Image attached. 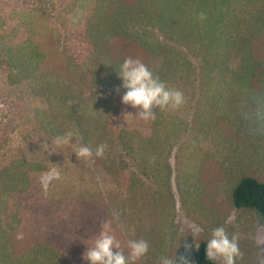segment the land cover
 <instances>
[{
    "label": "rangeland",
    "instance_id": "1",
    "mask_svg": "<svg viewBox=\"0 0 264 264\" xmlns=\"http://www.w3.org/2000/svg\"><path fill=\"white\" fill-rule=\"evenodd\" d=\"M180 1L0 0V264H90L84 253L110 219L126 256L127 240L148 242L137 264L175 255L196 264V243L218 225L240 233L236 264H264V220L233 202L243 178L264 182V135L242 118L264 95V39L253 46L251 37L256 26L264 33V13L253 11L245 45L234 27L207 35V14L184 19L177 40L167 20ZM228 3L214 14L231 19L241 7ZM128 57L187 103L148 122L134 117L118 75ZM21 109L39 134L14 127ZM69 130L93 153L107 144L104 156L92 164L71 146L40 152ZM53 168L60 178L44 191L40 178Z\"/></svg>",
    "mask_w": 264,
    "mask_h": 264
},
{
    "label": "clouds",
    "instance_id": "2",
    "mask_svg": "<svg viewBox=\"0 0 264 264\" xmlns=\"http://www.w3.org/2000/svg\"><path fill=\"white\" fill-rule=\"evenodd\" d=\"M207 18L205 12L198 14V19L203 21ZM264 39V35L262 37ZM123 81V88L126 89L122 96V103L137 109L136 117L140 121L148 122L156 119V109L161 111L179 110L186 103V97L183 91L170 88L162 81L159 76L153 72L140 59L126 58L118 73ZM253 107L242 113V118L249 123V131L253 135H264V95H256L253 98ZM131 113H124V119ZM133 116V115H132ZM76 142L73 143V138ZM78 134L69 130L61 135H57L51 143L45 139L40 145L41 151L48 153H57L56 149L64 146H71L78 160H84L88 163H95L93 156L102 158L107 144H100L95 149L83 145L79 142ZM60 173L56 168L44 173L40 178V184L44 191H47L53 180L59 179ZM113 218L118 220L119 214L113 213ZM264 220V219H263ZM231 222V221H229ZM113 221L106 220L101 225V231L96 236L92 245L84 253V259L90 264H137L149 252V244L144 239L127 240L128 255L122 250V242L115 235ZM17 239H23V234H18ZM240 233H233L231 237L226 229L221 226L212 231L211 238L207 241L206 256L211 261L222 260L223 264H236L237 258L243 259V253L239 248ZM200 245L196 243V248ZM190 250V245H185ZM115 250V251H114ZM160 264H177V257L160 258ZM179 264H190L184 256L179 257Z\"/></svg>",
    "mask_w": 264,
    "mask_h": 264
},
{
    "label": "trees",
    "instance_id": "3",
    "mask_svg": "<svg viewBox=\"0 0 264 264\" xmlns=\"http://www.w3.org/2000/svg\"><path fill=\"white\" fill-rule=\"evenodd\" d=\"M254 0H236L237 5L241 8H237V10L233 13L231 19L227 20L225 19L224 15H221V13L215 15V11H220L226 2L228 5V0H190L188 3H185L183 0H181L178 3V7L170 8V10L177 9L176 11H173L172 13H175V18L172 19L171 23L169 24L168 20L167 23L170 28V35L171 37H175L177 40L178 38H181V34L178 32V30L181 29L182 23L184 19L190 17L189 21L192 22L194 19L198 18V14L200 12H205L210 18L206 20L205 24L208 28H206V34L210 36H223V34L227 31H230L228 27H234V31L237 32L239 39L245 45L244 41L245 37L248 36V25L252 27L254 24H251L250 19L252 18V13H258L262 15L264 13V0L259 2L258 5L261 7H257L255 4H251V2ZM245 6H248L246 8ZM225 19V20H224ZM264 23V20H263ZM240 27V28H239ZM253 33L251 31V37H253ZM242 36V37H241ZM95 41V43H97ZM211 42V39H210ZM14 127L16 128V122L18 121L20 124V127L23 129L25 134L30 133V131H34V134H39V128L36 130V128H28L27 124L23 121L24 120V111L21 109L18 115L14 116ZM31 126L36 125L35 118H29ZM22 121L25 125H21ZM39 126V125H38ZM15 132V131H13ZM20 132V131H19ZM18 132V133H19ZM18 133L15 135L18 138ZM201 141V139H198ZM204 142L197 143L198 145H204L205 149L207 150V142L206 138L203 140ZM21 165V164H20ZM21 167L17 166L15 168V171L20 173ZM12 170L6 171L4 176H7L10 178ZM3 176V178H4ZM1 180L0 179V186H1ZM5 183V182H4ZM233 202L234 206L238 208V210L241 212V210H253L255 211L260 218L264 219V182L260 181L258 178L254 177H245L239 182V184L236 186L235 190L233 191ZM223 222V221H222ZM218 227H220L218 225ZM13 228V227H12ZM0 243L2 244V239L0 238ZM7 241L9 239L7 238ZM200 245L199 249H197L195 253V259L196 264H219L216 261H211L206 256V247H207V241L203 240L198 243ZM0 254H2L0 252Z\"/></svg>",
    "mask_w": 264,
    "mask_h": 264
},
{
    "label": "crops",
    "instance_id": "4",
    "mask_svg": "<svg viewBox=\"0 0 264 264\" xmlns=\"http://www.w3.org/2000/svg\"><path fill=\"white\" fill-rule=\"evenodd\" d=\"M257 29L254 30V35H253V46L256 45V38H260L263 37L264 33H259L258 34V26H256ZM263 30V28H259V31ZM251 31H253V28L251 29Z\"/></svg>",
    "mask_w": 264,
    "mask_h": 264
}]
</instances>
